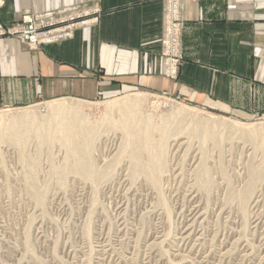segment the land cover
<instances>
[{"label":"rangeland","instance_id":"374dc122","mask_svg":"<svg viewBox=\"0 0 264 264\" xmlns=\"http://www.w3.org/2000/svg\"><path fill=\"white\" fill-rule=\"evenodd\" d=\"M130 94L146 97L142 112L152 115L154 121L181 105L201 115L249 125L264 124V114L223 115L192 106L172 94L142 89L93 101L66 100L81 103L84 114L96 121L104 116L106 102ZM62 100L65 99L22 108L3 107L0 112L11 115L27 109L46 114L50 105ZM124 143L120 130H108L95 140L92 156L98 167L107 166L114 158L118 160L110 178L95 187L73 171L59 174L52 170L64 164L65 152L60 142H28L24 156L36 159L33 180L37 190H43L40 203L28 191L27 163L21 160L19 149L1 143L0 264H264V176L257 180L255 192L246 203L245 218L238 201L230 198L233 192L238 195L243 190L248 168L264 162L260 150L235 139L225 140L219 148L207 142L202 150L211 182L204 188L197 169L200 146L196 140L187 143L181 137L168 148L167 170L156 188L143 172H136L135 180L132 178L135 171L129 169L130 148L124 151ZM229 179L231 185L226 183ZM158 191L167 200L169 212L159 205Z\"/></svg>","mask_w":264,"mask_h":264},{"label":"crops","instance_id":"0c3cea01","mask_svg":"<svg viewBox=\"0 0 264 264\" xmlns=\"http://www.w3.org/2000/svg\"><path fill=\"white\" fill-rule=\"evenodd\" d=\"M25 16L71 31L35 48L0 36V108L142 89L223 115L264 114V0H0V28Z\"/></svg>","mask_w":264,"mask_h":264},{"label":"bare ground","instance_id":"6f19581e","mask_svg":"<svg viewBox=\"0 0 264 264\" xmlns=\"http://www.w3.org/2000/svg\"><path fill=\"white\" fill-rule=\"evenodd\" d=\"M74 101L65 99L58 103H53L52 105H50L48 111L45 112L46 114H39L33 110L27 109H23L19 112L17 111L14 114L12 113L11 115H7L6 113L0 112V144L7 142L15 145L19 149V153L21 154V160L27 163V172L29 174V181L27 180L29 190H27L30 191L29 193L31 194V196L34 197L39 203L43 201V190H37L33 180L35 178L34 176H36L34 175V166L36 163V159L26 158L24 156V148L31 140H35L38 145H42L43 143H45V141L57 140L58 142H60V144L64 147L65 152V158H63L64 164L60 166H54L52 167V170H58L59 174H65L67 172L73 171L78 174V176L82 177L84 180H87V182L89 181L95 187L100 184V182L102 183L103 180H106V178H110V176L112 175L111 169L113 168L114 163L118 161L116 158H114L111 163L101 168L96 165L94 156H92V152L95 149V140L97 139V137H99L108 130H120L122 132L123 140L125 142L124 151L126 150V148H130V150L127 151L130 159L129 169L132 172L135 171L134 174L132 173V178L136 177V172H143L145 176L150 180L151 184L156 188H159L161 183L160 177L163 172L167 170L166 165L168 163V148L170 149L171 144L176 142L181 137H185L187 143L188 140L189 142H191V140H196L200 146L199 150L201 151V158L200 161L198 160L199 162L197 164V169L200 171L199 173L201 175L198 173L201 176L200 178H203L202 180L200 179V184L204 185V188H207V186L210 185L211 182L209 179V167H207L205 163V158H203L205 151L202 150V148L207 142H212L214 147L216 146L219 148L222 146L221 144L225 140L227 142L232 139H235L236 141L239 140L243 143H249V145L252 146L251 148L253 150H260L262 152L261 154L264 155V124L260 126L256 124L249 125L242 122H235L223 118H216L215 116L212 117L209 115H201L197 111H193L190 108L181 105H175L174 107H172L169 113H167L163 117H160V121H154L152 115L144 114L142 112L143 109L141 107L142 104L146 102V97L141 94L125 95L123 97L106 102L104 106L106 111L104 116L96 121H92L82 111V104ZM155 134H157V138L155 137ZM169 141L170 143L168 146L167 144ZM218 152L220 153L219 150ZM142 154H145V158L143 157L141 159ZM114 160L115 162H113ZM261 160L264 161L263 159ZM69 162L71 164H69ZM261 163L260 166H252L248 168V179L246 182L244 181L245 186L244 188H242L243 190L238 195H236L237 193L234 194V192L233 194L230 193L231 196L229 195L233 201H238L240 206L239 209L241 210L244 218L246 217V203L251 200L253 192H255V184L257 180L260 179V176H264V162ZM167 172H169V170ZM223 172L226 173L225 171ZM227 175L228 173H226V176ZM133 179L135 180V178ZM228 181H230V179L227 180V185H231V181ZM158 192L159 205H161V208L163 207L166 211L169 212L167 200L165 199L163 194H161V191ZM172 202L174 201L172 200Z\"/></svg>","mask_w":264,"mask_h":264},{"label":"built area","instance_id":"2783aa9c","mask_svg":"<svg viewBox=\"0 0 264 264\" xmlns=\"http://www.w3.org/2000/svg\"><path fill=\"white\" fill-rule=\"evenodd\" d=\"M55 24V25H53ZM71 28L67 25H59L52 21H46L40 17L25 16L21 21L0 28V36L10 35L16 36L21 42L30 47L35 48L40 44L58 41L70 34ZM176 32L177 26L172 24L168 27L166 39V54L172 62H176ZM170 62L169 74L174 75V64Z\"/></svg>","mask_w":264,"mask_h":264}]
</instances>
